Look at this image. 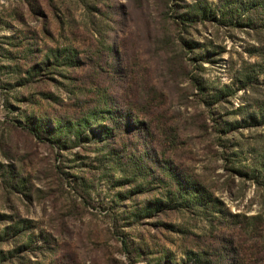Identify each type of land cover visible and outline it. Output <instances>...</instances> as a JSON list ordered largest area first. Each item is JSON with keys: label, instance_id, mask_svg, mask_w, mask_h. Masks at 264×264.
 Listing matches in <instances>:
<instances>
[{"label": "rangeland", "instance_id": "1", "mask_svg": "<svg viewBox=\"0 0 264 264\" xmlns=\"http://www.w3.org/2000/svg\"><path fill=\"white\" fill-rule=\"evenodd\" d=\"M0 264H264V0H0Z\"/></svg>", "mask_w": 264, "mask_h": 264}, {"label": "trees", "instance_id": "2", "mask_svg": "<svg viewBox=\"0 0 264 264\" xmlns=\"http://www.w3.org/2000/svg\"><path fill=\"white\" fill-rule=\"evenodd\" d=\"M28 129H29V132L34 134L35 136H38V132L41 131L38 128H33V127H30Z\"/></svg>", "mask_w": 264, "mask_h": 264}]
</instances>
